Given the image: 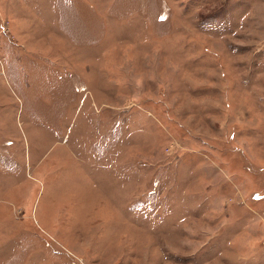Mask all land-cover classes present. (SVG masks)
Masks as SVG:
<instances>
[{
    "label": "rangeland",
    "instance_id": "1",
    "mask_svg": "<svg viewBox=\"0 0 264 264\" xmlns=\"http://www.w3.org/2000/svg\"><path fill=\"white\" fill-rule=\"evenodd\" d=\"M0 264H264V0H0Z\"/></svg>",
    "mask_w": 264,
    "mask_h": 264
}]
</instances>
